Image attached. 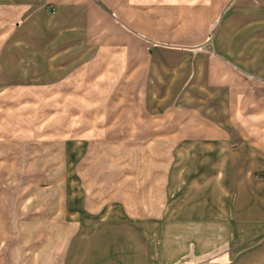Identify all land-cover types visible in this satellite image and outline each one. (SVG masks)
I'll return each mask as SVG.
<instances>
[{
  "label": "crops",
  "instance_id": "1",
  "mask_svg": "<svg viewBox=\"0 0 264 264\" xmlns=\"http://www.w3.org/2000/svg\"><path fill=\"white\" fill-rule=\"evenodd\" d=\"M6 1L20 24L15 37L26 62L18 78L26 74L33 89L72 93V103L80 104L82 93L100 92L104 80L108 85V58L80 46L142 50L139 36L148 35L153 69L122 68L123 91L148 93L146 103L144 95L136 104H202V110L211 104L217 118L211 122L210 112L201 111V128L177 137L185 175L177 182V166L169 171L167 196L175 202L165 211L160 200L151 208L143 193L129 190L116 197L108 191L100 201L87 194L81 203L63 199L61 220L72 215L83 227L61 230L57 249L35 250L26 261L14 251L0 264H264V178L255 175L264 168V0ZM5 67L0 86L12 78ZM147 214L167 227L145 231L118 222Z\"/></svg>",
  "mask_w": 264,
  "mask_h": 264
},
{
  "label": "rangeland",
  "instance_id": "2",
  "mask_svg": "<svg viewBox=\"0 0 264 264\" xmlns=\"http://www.w3.org/2000/svg\"><path fill=\"white\" fill-rule=\"evenodd\" d=\"M12 5L0 0V78L6 63L12 76L7 84L0 86L2 262H9L14 251L20 252L22 260L26 261L35 250L42 254L46 247L57 249L62 239L61 230L66 234L74 227H83L72 215H65L64 222L61 220L63 199L69 204L74 197L75 203H81L85 202L87 194L100 201L107 198L108 191L116 197V191L129 190L134 194L143 193L150 207L160 200L165 211L169 203L175 202L167 196L169 171L177 166V182L185 175L179 167L183 164V155H178L183 150L182 140L177 137L181 132H196L201 128V120H204L201 111L210 112L211 122L217 118L211 104H203V110L202 104H136L138 96L140 100L144 95L146 103L148 93L123 91L125 86L119 76L122 68L129 69V74L137 72L138 64H144L145 74L153 69L155 47L148 35L139 36L144 43L142 50L140 46L119 43L80 46L86 52L91 48L97 58H108V85L103 79V83L97 85L100 92L82 93L80 104L72 103V93L33 89L26 74L18 78L24 73L26 62L20 60L23 53L15 37L20 24L13 21ZM126 53L130 60L122 56V61L121 54ZM135 54L145 57L142 60ZM124 63L128 66L124 67ZM136 80L135 77L129 82L135 84ZM72 83L70 80L68 84ZM63 95L65 104L58 102ZM94 97L95 103L91 102ZM186 116L194 121L179 122ZM176 152L178 157H175ZM191 160L194 164L198 159ZM96 166L100 167L99 172ZM255 175L264 178L261 169ZM159 184L161 199L157 196ZM174 190L176 194L180 192ZM155 216L147 214L141 221L127 220L124 216L118 222L127 224L130 229L145 231L167 227L165 221L156 224Z\"/></svg>",
  "mask_w": 264,
  "mask_h": 264
},
{
  "label": "built area",
  "instance_id": "3",
  "mask_svg": "<svg viewBox=\"0 0 264 264\" xmlns=\"http://www.w3.org/2000/svg\"><path fill=\"white\" fill-rule=\"evenodd\" d=\"M262 174L264 175V168H262Z\"/></svg>",
  "mask_w": 264,
  "mask_h": 264
}]
</instances>
